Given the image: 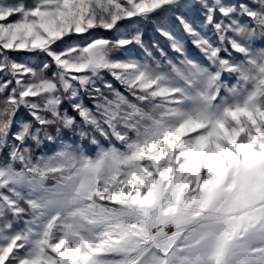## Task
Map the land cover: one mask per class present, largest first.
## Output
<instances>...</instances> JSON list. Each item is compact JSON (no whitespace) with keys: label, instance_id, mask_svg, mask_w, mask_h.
<instances>
[{"label":"snow or ice","instance_id":"1","mask_svg":"<svg viewBox=\"0 0 264 264\" xmlns=\"http://www.w3.org/2000/svg\"><path fill=\"white\" fill-rule=\"evenodd\" d=\"M0 264H264V0H0Z\"/></svg>","mask_w":264,"mask_h":264},{"label":"trees","instance_id":"2","mask_svg":"<svg viewBox=\"0 0 264 264\" xmlns=\"http://www.w3.org/2000/svg\"><path fill=\"white\" fill-rule=\"evenodd\" d=\"M25 2L31 3V0H25ZM202 18H203L202 15H200V13L198 11H194L192 16L190 17V19L194 20L196 23H199V21L202 20ZM157 23H158V21H150L147 23L141 22L138 24H127L124 31L133 32V31L139 30V32L142 33V38H143L145 44L151 46V44L154 41L159 40L161 42L162 46H164L167 50V42L164 41L163 38L160 37L159 34L155 30ZM99 34L100 35H107V33H104V32H101ZM179 35H181V36L184 35L182 29L179 30ZM185 39H187L186 36H185ZM255 46L256 47L262 46V42L257 41ZM188 48H189L190 53L194 57H196L197 59H199L201 57L200 53L195 48H193L191 44H188ZM169 55H174V54L169 50ZM14 58L17 59L18 61L28 63L30 66H33V67H35L39 64V59L31 57L26 53H16V54H14ZM105 78L109 79V80L111 79V77L107 76L106 74H105ZM84 100H85L86 104L91 106V101L86 96L84 97ZM29 119H30V117L28 116L27 111L23 108L17 113V115L15 117L16 121L29 120ZM13 130H15V125H14Z\"/></svg>","mask_w":264,"mask_h":264},{"label":"rangeland","instance_id":"3","mask_svg":"<svg viewBox=\"0 0 264 264\" xmlns=\"http://www.w3.org/2000/svg\"><path fill=\"white\" fill-rule=\"evenodd\" d=\"M199 60L203 61V57L201 56V57L199 58Z\"/></svg>","mask_w":264,"mask_h":264}]
</instances>
